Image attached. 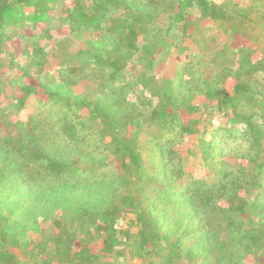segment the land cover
I'll return each mask as SVG.
<instances>
[{
	"label": "trees",
	"instance_id": "1",
	"mask_svg": "<svg viewBox=\"0 0 264 264\" xmlns=\"http://www.w3.org/2000/svg\"><path fill=\"white\" fill-rule=\"evenodd\" d=\"M165 9L167 25L139 42ZM214 24L244 40L235 51L237 65L208 79L200 46L178 63L174 79L153 85L158 103L151 114L138 112L128 95L154 70L159 49L171 39L193 41ZM26 25L66 27L79 40L93 33L79 57L104 74L105 91L87 103L51 73L25 71L12 81L14 95L0 99V132L17 131L0 136V264H116L125 257L122 247L130 260L180 264L186 252L209 264L229 243L242 254L215 264H251L246 255H264V99H258L264 82L257 78L264 75V0L246 6L231 0H0V56L10 33ZM38 38L30 39L28 56L41 68L47 57ZM109 48L117 59L104 55ZM134 57L144 74L127 78ZM196 97L228 117L204 143L211 182L184 181V159L172 156L199 124L189 119L200 112ZM30 106L25 118L12 120ZM112 156L121 160V171L112 168ZM225 158L233 165L224 166ZM253 189L258 195L251 200ZM129 211L137 233L117 227ZM48 222L55 234L43 232ZM29 233H40V241L31 242ZM106 256L111 262L101 261Z\"/></svg>",
	"mask_w": 264,
	"mask_h": 264
},
{
	"label": "rangeland",
	"instance_id": "2",
	"mask_svg": "<svg viewBox=\"0 0 264 264\" xmlns=\"http://www.w3.org/2000/svg\"><path fill=\"white\" fill-rule=\"evenodd\" d=\"M62 1H64V3L74 2V0ZM209 1L221 4L226 0ZM231 1L246 6L250 0ZM59 9L60 7L55 10V13H57ZM169 15L170 12L165 9V11L148 26L146 32L139 36V42L144 39L151 40L155 34L159 33L160 29L167 25ZM115 25H118V23H115ZM26 26V28L15 29L16 32L10 33V39L8 38L2 44V54L0 56V99H5L7 96L11 97L14 95L12 81H15L19 76L23 75L25 71H29L33 75L40 71H43V73H51L57 77L58 81L63 82L66 88H70L75 95L82 97L87 103H93L97 98L102 96L105 91L104 74L98 72L95 68L91 69L89 66H84L79 57V53L82 52V50L86 47H91L89 40H91L92 35H94L93 33H86L84 38L79 40L71 36L66 27L57 26L48 29L40 27L38 30L34 31L29 25ZM34 35L42 37L38 38V44L43 48L47 57L46 64L41 68H37L35 66L36 63L28 56V51L31 52L33 47L30 39L33 38ZM162 37L163 36H161V38ZM243 43L245 44L244 40L239 38L236 39L233 35L225 32L223 29H219L217 25L214 24L209 29L198 32L193 41L185 40L183 42H176L172 39L169 40L168 45H163L161 49H159L160 52L155 58L154 70L146 71L145 75L147 76L143 75L144 67L135 62L136 57L132 60L128 59V65L124 71V75L127 78L143 75V83L139 80L140 84L132 86L128 95V100L135 106L138 112L148 117L158 103V99L153 95V85L157 82H160L162 85L166 80L174 79L178 73V63L190 52L197 50L201 46L202 62L205 63L204 72L206 77L211 79L213 74L221 68L237 65L235 51L236 48L243 45ZM104 55L113 60L117 59L115 52L112 51L111 48L105 50ZM125 59H121V62ZM257 78L260 82H264L263 74H257ZM30 82L33 83L34 81ZM136 83H138V80ZM147 85L149 87H146ZM258 99L262 100L264 98L259 96ZM194 102L200 106V112L190 116L189 119L197 120L199 124L196 126L193 135L187 137L182 145L174 148L172 156L179 155L184 159L186 173L184 181H187L189 176H191L197 180L211 182V180L214 179V173L211 169L212 161H206L204 159L206 152L204 143L211 139L216 128H219L228 121V117L218 112L217 109H213L211 103H208L205 99L196 97ZM32 111L33 108L30 106L23 111L19 118L13 117L12 120L17 122L18 119L25 118V116ZM82 116H87V113H82ZM8 134L16 136L17 131L12 129L9 133L0 132V136H6ZM148 135L149 129H147L141 137L144 156H146L145 142ZM217 140L220 141L219 136H217ZM233 162L232 159L225 158L223 164L224 166H232ZM110 163L113 169L121 171V160L119 157L112 156ZM257 195L258 191L256 189L248 192V197L251 200L255 199ZM213 218L216 221H220L222 216L214 214ZM134 220L135 215L130 211L126 212L118 222L117 227L121 230L130 228L133 233H137L139 228L135 225ZM42 229L43 232L48 234H55L57 232L52 222L42 224ZM28 238L31 242L36 243L40 241L41 236L40 233H29ZM92 248L93 251H96L99 249V245L95 244ZM122 250H125V257L121 258L116 264H146L147 261H142L140 259L130 260L128 249L122 247ZM11 252L21 258L23 262L27 261L21 250L11 248ZM238 254L241 255L242 252L236 247V244L229 243L223 250L214 252L210 258L209 264H215L218 261L220 262L221 259H227ZM182 255L183 257L180 264H203L202 259L199 258L190 260L186 252ZM244 258H247V261L251 260V264H264V255H262V253L257 256L246 255ZM111 259V256H106L101 261L111 262ZM148 263L157 264V261L152 259L149 260L147 264Z\"/></svg>",
	"mask_w": 264,
	"mask_h": 264
}]
</instances>
